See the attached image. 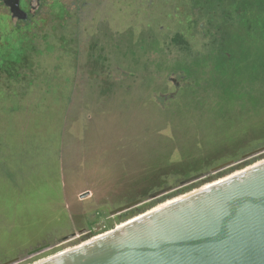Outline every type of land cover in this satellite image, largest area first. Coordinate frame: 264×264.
I'll use <instances>...</instances> for the list:
<instances>
[{
  "label": "rangeland",
  "instance_id": "rangeland-1",
  "mask_svg": "<svg viewBox=\"0 0 264 264\" xmlns=\"http://www.w3.org/2000/svg\"><path fill=\"white\" fill-rule=\"evenodd\" d=\"M3 1L0 264L26 257L43 243H58L82 220L91 238L106 233L163 201L264 158L263 152L245 160L264 148V141L247 143L234 168L214 173L231 162L216 161L202 180L187 186L171 176L168 187L174 190L169 196L147 198L118 216L110 215L117 207L105 205L104 198L99 204L95 192L107 182L104 172L125 176L142 169L144 160L154 162L159 149L166 161L173 148L171 134L181 132L182 123L154 133L144 119L156 113L158 124L160 108L188 105L180 121L199 126L207 144L264 137V0H22L26 21L13 19ZM136 74L141 81L135 82L131 97L118 103L108 125L119 130L124 122L125 128L138 114L139 127L131 129L132 136L128 129L130 138L125 134L120 147L111 146L110 136L95 138L98 156L90 168L100 177L91 179L80 159L86 157L91 128L87 112L93 104L85 95L108 87L111 78L126 80ZM73 107L76 118L70 122ZM79 111L87 112L82 116ZM114 135L112 129L113 141ZM172 160L183 161L178 153ZM86 193L90 195L82 200ZM76 245L66 243L11 264H34Z\"/></svg>",
  "mask_w": 264,
  "mask_h": 264
},
{
  "label": "water",
  "instance_id": "water-1",
  "mask_svg": "<svg viewBox=\"0 0 264 264\" xmlns=\"http://www.w3.org/2000/svg\"><path fill=\"white\" fill-rule=\"evenodd\" d=\"M4 5L13 18L28 19L21 0H4ZM263 152L261 148L243 158L254 159ZM227 168H234V162L212 172ZM203 177L196 175L181 185ZM173 190L166 187L148 198L160 200ZM170 201L34 264H264V158ZM142 203L127 204L112 215Z\"/></svg>",
  "mask_w": 264,
  "mask_h": 264
},
{
  "label": "trees",
  "instance_id": "trees-1",
  "mask_svg": "<svg viewBox=\"0 0 264 264\" xmlns=\"http://www.w3.org/2000/svg\"><path fill=\"white\" fill-rule=\"evenodd\" d=\"M134 77L137 79L136 81H134ZM143 78V80H146V76ZM151 78L153 82L154 78ZM108 79H110V76ZM138 79H140L138 74L126 80H122L120 78L117 79L116 77L113 79L111 78V81L107 80V84H109V86L99 88L98 92L94 93L95 96L91 92H88L85 95L86 99L90 100L93 104H91L92 108H90L89 112L85 111L90 115L88 118V123L91 125V128L88 131L90 138L86 145L87 151L84 153L86 157H81L80 159L83 158L86 168L89 169L84 170V173L91 176V179L92 177L94 178V175L100 177L99 174H94L93 168H90L92 161L98 156L95 153V150L99 145L97 140L99 139L103 141L110 136L111 146L115 144L120 147L123 142V137L127 134V131H129L128 129L131 130L139 127V125L136 124L139 119V115L135 113L132 117V121L130 120L125 128L124 122L121 124L119 130L111 127V125H108V120H110V118L118 112L116 111L118 103L122 102L123 99H128L129 95L130 97L132 96L133 90L137 85L135 82L141 81V79ZM88 83L93 86L92 83ZM187 106L188 105L176 108L169 107L166 110L160 108L161 114L159 119H162V121L157 119L158 124H154L155 119L158 118V114L154 113L155 115H153L151 113L146 115L144 123L151 126L152 129L155 130L154 133L158 131L157 128H162L163 132L166 127L173 129L174 126L179 124V122L182 123V126L179 125L178 127V129H182L181 132L175 135L171 134L172 139L176 141V143H174V141L172 142L173 148L167 154L165 162L160 159L161 155L159 149L156 157L154 158V162L150 164V162L144 160L142 169L141 167L135 168L134 171L128 172L125 176H120L116 170L104 172L103 175L105 177H102V179L106 178L107 182L101 186L96 184L98 185V189L95 190V192L98 193V196H100L98 202L99 204H102L101 200H103V198L106 201L104 204H109L112 207L124 206L140 199L145 200L150 194L168 187L169 184L167 178L171 176L181 179L183 182L191 177L203 174L206 170L212 167H215V164H212L216 161H232L243 156V151L244 148L247 147V143L249 146L253 142H256V140L264 141V137L257 136L256 138L254 137L255 139L252 142H247L244 138H239L240 140L230 139L228 141H222L221 143L217 140L213 144H207L199 132L201 131L199 126L180 121L182 117L187 115L183 114V112L188 111L184 108ZM75 112L76 108L73 107L70 112V116L68 115L67 117L68 121L73 122L75 120ZM85 112L79 111L82 116ZM119 113H121V116L124 115L123 110H120ZM164 120L167 122L169 121V123H164ZM108 129H110V131H108ZM112 129L116 131V135H114L116 138H114V141L112 138ZM124 129L126 130L125 133L123 132ZM132 131L133 130L130 131V136L133 135ZM162 132H160V134ZM130 136L127 134V138H130ZM178 140L180 141L177 143ZM175 153H178L180 155V159L183 161L179 160V162H174L172 157ZM91 188L89 187L87 189L91 190Z\"/></svg>",
  "mask_w": 264,
  "mask_h": 264
},
{
  "label": "flooded vegetation",
  "instance_id": "flooded-vegetation-1",
  "mask_svg": "<svg viewBox=\"0 0 264 264\" xmlns=\"http://www.w3.org/2000/svg\"><path fill=\"white\" fill-rule=\"evenodd\" d=\"M22 1V0H21ZM3 3H4V1H3ZM23 10V9H22ZM11 16H12V14H11ZM13 18V17H12ZM13 19H15V18H13ZM28 19H29V15H28ZM232 161H234V160H232ZM235 162V161H234ZM170 187V186H169ZM90 194V193H89ZM86 199V198H85ZM82 200H84V199H82ZM141 200V199H140ZM142 201H144V200H142ZM127 205V204H126ZM125 206V205H124ZM122 207V206H121ZM113 208V207H112ZM118 208H120V206L119 207H117L116 209H118ZM115 209V210H116ZM114 211V210H113ZM112 211V212H113ZM131 211V210H130ZM112 212L110 213V215L111 216H118V215H122V213L121 214H117V215H112ZM121 217V216H120ZM77 223H75L74 225L75 226H72V227H74V229L67 235V236H63V237H61V238H59L58 239V243H56V244H54V243H52L51 241H49V242H46V243H43V244H41V245H38V246H36V248H34V249H31V250H29L27 253H26V257H21V256H17L16 258H13V260H11V261H9V262H12V261H14V260H17L16 262L17 263H19V262H22V261H24V259H26L27 257H29V256H33V257H35V256H38V255H42L43 253H45V252H48V251H52L53 249H55V248H57V247H60V246H63L64 244H66V243H74V242H76L77 244H80V243H82V242H84L85 240H87V239H89V238H91V234H92V232H89V231H87V229L86 228H83L84 226H82L83 225V220L79 223V224H77ZM121 224H123V223H121ZM118 226V225H117ZM74 241V242H73ZM38 250H41L40 252H38L37 254H34V255H30L31 253H33V252H36V251H38ZM9 262H7V263H9Z\"/></svg>",
  "mask_w": 264,
  "mask_h": 264
},
{
  "label": "bare ground",
  "instance_id": "bare-ground-1",
  "mask_svg": "<svg viewBox=\"0 0 264 264\" xmlns=\"http://www.w3.org/2000/svg\"><path fill=\"white\" fill-rule=\"evenodd\" d=\"M207 186H208V185H207ZM170 200H171V199H169V201H168V202H171ZM165 202H167V201H165ZM168 202H167V203H168ZM163 203H164V202H163ZM167 203H166V204H167ZM160 206H163V205H162V203H161V204H159V205H157V206H155V208H158V207H160ZM153 208H154V207H153Z\"/></svg>",
  "mask_w": 264,
  "mask_h": 264
}]
</instances>
